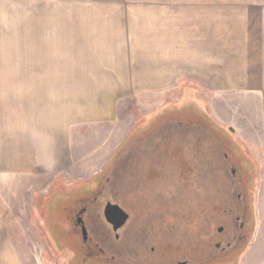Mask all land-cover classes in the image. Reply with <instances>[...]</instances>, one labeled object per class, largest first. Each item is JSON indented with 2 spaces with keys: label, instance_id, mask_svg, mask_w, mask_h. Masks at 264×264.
I'll return each mask as SVG.
<instances>
[{
  "label": "rangeland",
  "instance_id": "obj_1",
  "mask_svg": "<svg viewBox=\"0 0 264 264\" xmlns=\"http://www.w3.org/2000/svg\"><path fill=\"white\" fill-rule=\"evenodd\" d=\"M208 113L264 162V0H0V264H67L52 231L79 264L85 250L71 227L78 206L67 196L93 190L104 173L102 193L80 201L99 195L88 223L108 253L103 209L112 202L132 214L121 256L133 248L130 256L152 262L151 237L175 210L180 244L187 250L194 231L204 259L215 256L217 228L226 225L232 241L243 205L237 178L217 170L223 156L211 132L189 125H210ZM169 142L198 168L175 190L166 167L164 181L147 189L143 173L155 169L143 168ZM246 188L238 258L257 226L253 184ZM143 193L151 206L140 220L142 205L130 197ZM209 202L222 207L213 220L202 213ZM262 231L247 264L264 263Z\"/></svg>",
  "mask_w": 264,
  "mask_h": 264
},
{
  "label": "flooded vegetation",
  "instance_id": "obj_2",
  "mask_svg": "<svg viewBox=\"0 0 264 264\" xmlns=\"http://www.w3.org/2000/svg\"><path fill=\"white\" fill-rule=\"evenodd\" d=\"M190 97V96H188ZM188 100V99H187ZM189 104H195L196 102H192V97L189 99ZM200 104V103H197ZM175 107V106H172ZM207 118L210 120V125L206 124V122L202 121L200 118H198L196 121L191 122L189 125H192L193 127H197L198 129H206L207 131H210L211 134L214 137V142L218 146V150L221 151V154L223 156L222 162L219 164V168L217 169L219 172L224 168H226L228 171L230 170L231 176L236 177L238 180V189L240 190L239 198L242 200V210L240 214H238L235 218L236 223L238 224V234L232 241H227L229 239V233L228 228H226V225H221L217 228L218 233V239H220L217 244H215V248L219 250V252L215 256H209L208 258L204 259V252L202 249V243L197 239V236L194 231H189L187 233V240L190 243L189 248L186 250L185 247L180 244V238L179 235L176 234L178 232L177 222L179 223V217L180 214L178 211L175 210L173 212V215L168 212V216L173 217V222H170L171 217H167L168 219H165L162 222V227L158 229V235L151 237V241L154 243V246L151 248V257L152 262H149V260L144 261L139 258L137 252L133 250L131 256V249L128 252L129 257L127 256H121L117 251L118 246H120L123 243L124 240V233L123 231L129 229L130 222L132 221V214L126 211L124 208L117 204H113L112 202H106L104 204L103 209V215L104 219L102 222V225L104 229H107L108 234L106 233V243H110V253H108L101 245L100 241L95 240L91 236L90 231V217L92 213H94V208L99 202V195L94 198V200L90 201L88 204L80 201L83 197H88L87 193L95 192L100 194L102 193V188H104V177L105 173L98 179V182L95 184V188L93 190H86L85 187L79 190V194H73L70 196H67V198H75L77 202L78 208L72 213L71 216V227L72 230L76 233V235L81 240V246L84 247L85 254L83 255V258H81L79 264H210L211 261L216 262V264H242L243 258H245L246 254L249 252L252 244L254 243V239L256 237V233L258 230V216H257V209H256V197L259 194L261 183H260V166L259 162L256 158L249 155L246 151V148L243 143H241L239 140L235 138V130L231 127H225L223 124L219 123L215 119H213L209 113L206 114ZM178 116V115H177ZM180 117H182L180 115ZM177 118L175 115L171 116V119ZM172 122V121H169ZM177 126L180 127L181 124L184 122H180L176 120L174 121ZM233 129V131L231 130ZM212 137V138H213ZM225 138H228V140H225ZM148 139V138H146ZM149 140V139H148ZM144 141V140H140ZM213 141V139H212ZM139 143L137 141L134 145ZM211 143V142H210ZM212 144V143H211ZM131 146V147H133ZM158 157L154 158L153 162L148 164L146 168H143V170H147L148 167H154L155 171L154 174L150 175L148 172L143 173L145 176L146 181V188L148 189L151 185V183L157 182L162 183L164 181L165 172L168 168L169 173L173 176V186L174 189L180 188L181 180L182 179H191V174L193 169L198 168L197 165H194V168L189 169L191 167L190 165V159L188 154L185 152L183 153V149L179 148L176 144L169 142L159 153ZM218 154H214L213 146H211L210 150H207V153L205 155L206 160H208V163L206 161V167L207 171H209V185H212V176H213V165H214V159L217 158ZM117 161L115 160L110 165V170L115 167V163ZM239 164V166L237 165ZM237 166L239 168H237ZM167 167V168H166ZM187 180V181H188ZM248 182L250 184H253L254 187V205H255V214L257 219V226L255 235L252 238V241L248 245V248L245 250V252L240 256V258L237 257L236 252H238L239 243L242 240L244 233L246 231V222H245V204L247 200V185ZM106 183V182H105ZM101 189V190H100ZM82 192V193H81ZM131 202L137 201V203H140L142 205V208H140L141 217L143 216V211L145 208H148L151 206V203L148 199V197L143 194H139L136 197L131 196L130 197ZM54 201V200H53ZM112 204L114 206H119L127 215L128 219L126 223L119 228L118 230H115L114 225H111L107 222L105 218V208L107 205ZM171 203H168L170 205ZM205 208L202 213L205 217L211 218L213 220V214L215 211H219L221 208H218L217 206L213 207V203L209 202V204H204ZM145 206V207H143ZM222 211V210H221ZM220 216L223 214H227V212H223L222 214L219 213ZM229 215V214H228ZM228 215H225V217H229ZM82 219L83 222H80L79 220ZM138 220V221H140ZM137 221V222H138ZM151 223V222H150ZM151 226L152 231H156V228L154 226V222L149 224ZM83 227L87 230V237L83 234ZM166 227V228H165ZM175 232L173 237H171V234L168 233L167 230ZM53 244L56 250L60 249L63 253V257L66 260L65 262L67 264H74L71 261V255L68 253V250L65 247V244L62 240L63 235H57L53 231L51 232ZM178 239V240H177ZM108 241V242H107ZM227 241V242H226ZM134 242V241H133ZM226 243V244H225ZM139 244V243H138ZM166 249H169L168 251ZM113 254H112V253ZM135 252V253H134ZM183 256H187V258L183 259ZM192 256V257H190ZM190 258V259H189ZM238 259V260H237ZM199 261V262H197ZM237 261L236 263H233Z\"/></svg>",
  "mask_w": 264,
  "mask_h": 264
},
{
  "label": "crops",
  "instance_id": "obj_3",
  "mask_svg": "<svg viewBox=\"0 0 264 264\" xmlns=\"http://www.w3.org/2000/svg\"><path fill=\"white\" fill-rule=\"evenodd\" d=\"M168 73V71L164 72L163 74L166 75ZM162 75V73L160 74V76ZM146 77V76H145ZM145 77L143 76V78L145 79ZM78 108V107H77ZM79 110V109H78ZM78 110H76V108H72L71 109V113L75 114L78 112ZM70 113V111L68 110L67 113ZM64 123V122H63ZM63 137L65 136V131H64V134L62 135ZM62 137V138H63ZM50 154L49 155H52V151L49 152ZM54 155H55V151H54ZM259 166H260V177H264V162L263 161H259ZM260 193H261V199H260V203L259 204V213H258V223H259V226H258V230H257V233H256V237H255V242H254V247L257 245V243L260 241L261 239V232L262 231V228H263V224H264V187H263V190H262V187H261V190H260ZM243 263L244 264H247V260H246V256L245 258L243 259ZM242 263V264H243ZM260 264H264V263H260Z\"/></svg>",
  "mask_w": 264,
  "mask_h": 264
},
{
  "label": "water",
  "instance_id": "obj_4",
  "mask_svg": "<svg viewBox=\"0 0 264 264\" xmlns=\"http://www.w3.org/2000/svg\"><path fill=\"white\" fill-rule=\"evenodd\" d=\"M231 130L233 131V129ZM104 214L107 222L111 225H114L115 230L121 228L128 219V215L119 206H114L112 204L107 205ZM79 221L83 222L82 219ZM83 234L85 237L88 235L85 227H83Z\"/></svg>",
  "mask_w": 264,
  "mask_h": 264
}]
</instances>
